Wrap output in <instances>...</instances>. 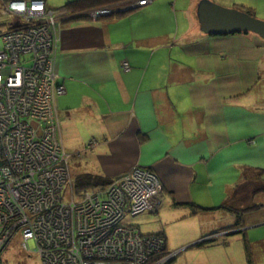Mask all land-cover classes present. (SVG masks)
Segmentation results:
<instances>
[{"label":"crops","instance_id":"1","mask_svg":"<svg viewBox=\"0 0 264 264\" xmlns=\"http://www.w3.org/2000/svg\"><path fill=\"white\" fill-rule=\"evenodd\" d=\"M67 1L53 7L46 0L52 9ZM202 1L151 0L110 20H74L58 30L56 66L66 92L56 109L66 150L91 158L82 173L116 178L132 166L151 168L167 191L163 215L172 211L168 197L181 210L219 206L242 167L264 169V40L250 32L207 34ZM207 1L264 9V0ZM224 177L216 198L210 182ZM259 202L245 217L249 227L264 223Z\"/></svg>","mask_w":264,"mask_h":264},{"label":"built area","instance_id":"2","mask_svg":"<svg viewBox=\"0 0 264 264\" xmlns=\"http://www.w3.org/2000/svg\"><path fill=\"white\" fill-rule=\"evenodd\" d=\"M0 6L13 24L0 33V264L16 239L42 264H148L149 254L164 248L165 241L124 222L144 205L154 209L159 184L150 186L149 174L144 185L136 182V173L139 180L144 174L140 166L102 190L78 198L71 187V195L65 194L72 186L71 155L56 109V98L66 92L58 81L56 44L66 10L52 9L45 0H0ZM123 67L130 68L128 61ZM53 198L62 204L51 209ZM22 201L32 203L29 212H20ZM88 241L99 248L90 257L83 249Z\"/></svg>","mask_w":264,"mask_h":264},{"label":"rangeland","instance_id":"3","mask_svg":"<svg viewBox=\"0 0 264 264\" xmlns=\"http://www.w3.org/2000/svg\"><path fill=\"white\" fill-rule=\"evenodd\" d=\"M59 1L60 0H48V4L52 5L53 7L60 6V3L62 2ZM254 1L256 2V0H253V2ZM254 15L257 18L264 20V9H257V12H255ZM10 23L11 21L6 17V14L3 13L0 6V33L8 30ZM260 38L264 40V38ZM249 142L253 143L252 140H249L248 143ZM95 144V141L90 142L87 146V149H90L92 145ZM75 151L77 150H68V152L72 154V157L67 163V167L69 166L68 169L72 175V186L70 185L66 189L65 194L67 198L71 195V187H74L73 173H75L74 175H78L82 173V171H86V169H88V162L91 160V158H87L85 154H82V152L80 156L73 154ZM132 168L137 169L136 167L132 166L125 174L130 173ZM139 168H141L139 171L142 173L150 175L147 179L150 186H153V184L158 186L159 184V191L161 192L162 189L163 192H167L165 187H163V182L161 183L162 180L160 181L159 177L151 168L144 166H140ZM252 168L256 167L249 165L242 167V174L239 181L229 189L230 191L228 190L229 192L227 193V198L224 200L223 204H227V201L230 198H234L235 200L233 202L239 203V206L232 203L234 205L233 207L238 208V211L240 210L239 208L244 207L246 198H242L244 191L241 188L243 186L241 183H244L246 179L250 181L249 178L251 177L254 179H259L262 176V173L258 172L255 176L246 175L244 177L246 170ZM258 169L264 170L263 168ZM153 175L155 177H152ZM109 179L110 180L108 181V184L91 189V191L102 190L101 188H105L112 184L115 177ZM224 184H226V177H224V179L221 178V180L215 178L212 180V182H210V185H213L212 190L216 198L220 196L219 186ZM238 186H240V188L234 191V189ZM156 189L157 187H154L152 192ZM233 191L234 193H232ZM79 194L80 193L77 192L75 195H77L79 198ZM233 194L235 196L231 197ZM249 195L250 193L248 196ZM164 197L165 196H163V198ZM261 199H264V192H259L254 196V198L252 196V200L261 205L257 211L263 207L259 202ZM51 200H54L50 203L51 209H54L58 204H62V200L60 198H53ZM167 200L169 201V206H172V211L168 214H166V212L163 215L162 208L165 204L163 200V207L161 206L160 209H157L159 214H156V209L154 211V209H150L147 205H144L141 209L135 211L134 216L127 215L124 218V222H126L132 229L141 228L145 235L150 236V238L165 241L164 248L157 250L155 253L152 252L149 254L150 257L148 264H160L162 262H164L162 264H249L246 259L242 235L236 231L240 228H244V230L248 232L247 237L251 242V254L253 255L254 264H264V223H262L260 226L249 227L248 221H245L246 215L253 211H245L243 218H241L242 220H239L237 217L238 215L236 214L237 212L228 210L224 207H221L219 210L217 209V211H215L216 208L204 210L202 207L198 206L199 210L194 207L191 209V212V210L185 208L183 209L185 211L181 210L180 207H184V205L180 204V206H178L172 197H168ZM129 202L130 200L127 199V203L125 204L126 209L129 206ZM22 204L24 205L25 209L20 208V212L26 213V210L29 212L30 209L27 206L32 203L22 201ZM210 211L214 212L210 213ZM160 214H162L161 217H158ZM193 223L194 225H190ZM188 225H190V227H188ZM170 234L173 235L172 238H170ZM211 237L215 238L212 243H214L217 239L218 241L214 244L204 243L201 247H198L197 243H201L202 241ZM83 243H85L83 249L88 257H90L91 253H96L99 251L96 242L88 241ZM78 244L79 243L76 245L79 248ZM26 253L27 252L22 249L21 240L16 239L14 242H11L4 250L2 262L3 264H42L41 259L37 255L34 253L28 255ZM170 256L173 258L169 260V262L166 261ZM83 258H85V256Z\"/></svg>","mask_w":264,"mask_h":264},{"label":"trees","instance_id":"4","mask_svg":"<svg viewBox=\"0 0 264 264\" xmlns=\"http://www.w3.org/2000/svg\"><path fill=\"white\" fill-rule=\"evenodd\" d=\"M137 1L138 0H68L65 4V8L67 11V15H65V16H67V17L62 18V21L60 22V26L66 22L74 21V20H76V21L92 20V19H95V20L109 19L110 20V19H113L115 17H119V16L125 15L129 12H132V11L139 9L140 7L138 5H134L135 3H137ZM120 5L121 6L127 5L128 7H130V9L123 11L122 8H118V7H121ZM103 7H108L109 9L112 8L113 13L109 14V15H98V16H93L91 14V12L93 10L98 9V8H103ZM244 11L254 15V12L252 10H244ZM77 14H83V15H81L80 17H77V18H71L72 15H77ZM68 16H70V17H68ZM11 25H13V24H10V27H11ZM60 135H61V126H60ZM258 172L262 173V176L259 179H254L251 177V178H249L250 181H248L246 179V181L244 183L243 182L241 183V184H243V186L241 188L244 191V195L242 198H246L245 199L246 205L243 208H239L240 209L239 211L237 210L238 208L233 207L235 205V203L233 202L235 200L234 198H230L227 201V204L222 203L219 206L202 207V208L204 210H210L212 208H216V210L217 209L219 210V208L224 207L228 210L237 212L236 214L238 215L237 216L238 219L242 220L241 218H243L245 211L246 212L255 211L261 207V205L259 203L252 200V196L254 198V196L256 194H258L259 192H264V170L258 169V168L248 169L244 173V177L246 175H251V176L254 175L255 176ZM109 180L110 179L107 178L106 176L96 174V173H89V172L88 173H80L78 175L73 176V183H74L73 189L75 188L74 191H76V193L77 192L80 193L79 195H81L83 192H86L88 190L98 188L101 186H105L106 184H108ZM239 188H240V186L235 188L234 191L239 189ZM245 188H246V190H244ZM234 191L232 193H234ZM240 191H241V189H240ZM248 191L250 193L249 196H248V194H249ZM234 196H235L234 194L231 195V197H234ZM247 202H248V204H247ZM232 203H234V205ZM237 227H239V226H237ZM239 233L242 235L243 246H244L247 262L249 264H254L253 255L251 254L252 253L251 252V242H250L249 238L247 237V232H246V230L243 229ZM214 240H215V238L211 237V238L206 239V240L202 241L201 243H197V244H198V247H201L204 243L214 244L218 241V239H217L214 243H212ZM169 260H167V261L169 262Z\"/></svg>","mask_w":264,"mask_h":264},{"label":"water","instance_id":"5","mask_svg":"<svg viewBox=\"0 0 264 264\" xmlns=\"http://www.w3.org/2000/svg\"><path fill=\"white\" fill-rule=\"evenodd\" d=\"M107 8H100L99 13H102L101 15L112 14L113 10L105 12ZM127 9L130 8H124L122 10L125 11ZM81 15L83 14L72 15L71 18H77ZM198 16L201 28L207 34L217 36L253 32L264 38V20L242 9L228 7L206 0L200 2L198 5ZM243 229L240 228L236 231L240 232Z\"/></svg>","mask_w":264,"mask_h":264},{"label":"bare ground","instance_id":"6","mask_svg":"<svg viewBox=\"0 0 264 264\" xmlns=\"http://www.w3.org/2000/svg\"><path fill=\"white\" fill-rule=\"evenodd\" d=\"M136 177H137V179H135L136 182H138L141 185L145 184V182H146L145 179H147L146 174L141 175V180L138 179V173H136ZM155 195H156V198L152 202L153 208L154 209H160V207L162 206L161 200L163 202V199H162L163 198V190L161 189V192L159 190H156ZM148 201H150V198L148 199Z\"/></svg>","mask_w":264,"mask_h":264},{"label":"clouds","instance_id":"7","mask_svg":"<svg viewBox=\"0 0 264 264\" xmlns=\"http://www.w3.org/2000/svg\"><path fill=\"white\" fill-rule=\"evenodd\" d=\"M46 1V0H45ZM47 3V2H46ZM48 6V5H47ZM49 7V6H48ZM55 10H57V8H54ZM58 9H65L66 10V8H65V6L64 7H62V8H58ZM108 9V11H110V10H112V8H107ZM96 10H100V8L99 9H95V10H93L92 12H91V14L93 15V16H97V15H101L102 13H99V14H97V15H94V12L96 11ZM67 12V11H66ZM105 12H107V11H105ZM104 12V13H105ZM65 17H67V16H65ZM68 17H70V16H68ZM64 20V19H63ZM253 33V32H252ZM130 67V66H129ZM69 153V152H68ZM70 154V153H69ZM71 155V154H70ZM72 157V156H71ZM70 157V158H71ZM170 259V258H169ZM168 259V260H169Z\"/></svg>","mask_w":264,"mask_h":264}]
</instances>
